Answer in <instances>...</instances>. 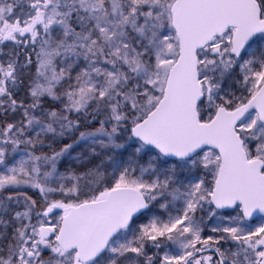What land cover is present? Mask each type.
<instances>
[{
	"label": "snow or ice",
	"instance_id": "obj_1",
	"mask_svg": "<svg viewBox=\"0 0 264 264\" xmlns=\"http://www.w3.org/2000/svg\"><path fill=\"white\" fill-rule=\"evenodd\" d=\"M0 264H264V0H0Z\"/></svg>",
	"mask_w": 264,
	"mask_h": 264
}]
</instances>
